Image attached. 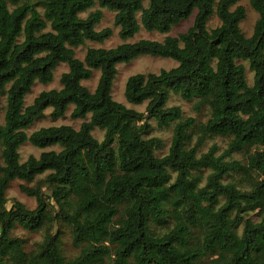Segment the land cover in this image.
Here are the masks:
<instances>
[{"label":"trees","instance_id":"obj_1","mask_svg":"<svg viewBox=\"0 0 264 264\" xmlns=\"http://www.w3.org/2000/svg\"><path fill=\"white\" fill-rule=\"evenodd\" d=\"M145 1L0 0V98L6 95L0 264H264V0H250L259 17L249 37L240 27L246 17L240 0ZM103 8L115 12L123 42L90 47L80 59L77 47L114 33L111 27L96 29ZM195 11L193 25L177 36L127 41L141 28L167 34ZM214 14L220 24L209 28ZM140 55L178 61L171 69L127 79V101H148L145 113L112 95L117 65ZM239 60L249 61L252 85ZM61 63L69 66L62 87L42 91L26 105L33 85L50 83ZM95 69L101 74L91 91L82 81ZM171 92L196 100L197 111L208 106L209 119L197 125L184 118L179 106H168ZM71 104L73 119L89 117L79 129L51 125L27 133L46 109L56 120ZM149 119L160 127L175 123L163 156L156 154L163 141L146 137ZM95 128L104 131L103 140L93 135ZM192 130L198 138L191 147ZM214 136L229 139L226 149L218 154L214 145L199 154ZM26 142L61 149L21 162ZM237 173L241 180H225ZM16 179L25 182L23 193L36 198L34 209L21 201L7 207L6 190ZM62 224L80 248L72 258L63 252ZM18 225L44 232L36 249L26 250L25 239L13 234Z\"/></svg>","mask_w":264,"mask_h":264},{"label":"rangeland","instance_id":"obj_2","mask_svg":"<svg viewBox=\"0 0 264 264\" xmlns=\"http://www.w3.org/2000/svg\"><path fill=\"white\" fill-rule=\"evenodd\" d=\"M32 2H37L39 0H30ZM145 6H148V0L144 2ZM238 5H242L246 9V17L241 21L240 27L243 31V33L249 37L252 35L255 23L259 17L258 12L252 7L250 0H240ZM98 8V6L94 7V9ZM39 10L43 11L42 7H39ZM104 12V17L96 26V29L100 30L105 27H111L114 31L113 35L106 39L104 42H96V41H87L86 44L77 47L76 50V56L80 59H84L87 50L90 47H104V48H111L115 47L116 45L122 43V39L119 35V27H116L114 25V15L115 12L111 11L107 8L102 9ZM89 13V11L82 13V16H86ZM196 11L186 20L181 21L177 25H175L172 30L167 33H159L157 31H147L144 28H141V30L132 38H129L128 42H135L139 39L148 38V39H154L163 41L168 35L171 36H177L178 34L187 31L194 23ZM220 24V20L217 17V15H212L208 21V27L214 28L217 25ZM239 63H242L245 65L246 68V75L247 80L250 85L253 83L254 79V71L250 68L249 61L245 60H239ZM178 65V61L167 58V57H161V56H153V55H140L134 59H132L130 62H122L117 65L118 68V74L114 80V85L112 89V95L115 100L118 102L124 103L127 107L135 109L139 112H146L148 101H146L143 104H133L127 101L125 97V85L127 82V79L134 74L137 73H159L162 69H171L173 67H176ZM69 66L67 63H61L56 70L54 71V79L47 84H43L41 82H36L32 90L27 94L25 99V104H31L35 97L44 90H50V89H60L62 87L60 78L61 75L68 71ZM100 70L95 69L93 71V75L90 79L82 81V84L85 85L88 89L91 91H94L100 77ZM195 103L196 100L187 101L184 100L180 95L174 94L173 92L170 93V97L168 100V106H179L183 111L184 118L187 117H193L196 121V124H202L205 123L209 117H210V108L208 106H205L201 111H197L195 109ZM74 105L71 104L69 106V109L67 111V114L64 117H60L56 120H54L51 117V108H48L45 110V113L42 117L38 118L34 124L27 129V133L31 134L33 131L44 127V126H51V125H71L76 129H79L83 121L88 120L86 118L83 119H73L71 117V111L73 109ZM5 109H6V95H2L0 98V124L4 123V115H5ZM147 116V114H146ZM149 123L151 124V129L148 133H146V137H158L163 141V146L156 150V154L158 156H163L168 153L169 148L171 146V141L173 138V130H174V124H171L168 127H160L158 126L157 122L154 119H149ZM192 137L189 141V146H194L197 142L198 133L196 130H192ZM93 135L98 140H103L104 138V131L100 128H95L93 130ZM229 139L227 137L222 136H214L211 138H207L206 141L200 146L199 148V154L207 152L209 148L216 145L218 148V154L222 153L228 143ZM57 150L59 151L61 148L60 146H52L45 149L38 148L34 145H32L30 142H26L20 147V155H21V162H25L29 156L34 155L36 157H39L40 154L43 151L46 150ZM235 159L242 160L245 162V159L242 157L241 154H234L233 156ZM2 148L0 146V162L2 163ZM209 172V169H205L202 174L203 180H205V177L207 176ZM46 174L40 175L37 177L38 179L45 178ZM241 180V174H231L225 177V180ZM205 182V181H204ZM25 182L19 179L11 181L9 184L7 190H6V196L8 198L7 207L10 208L14 201H21L24 203L28 208L34 209L37 206V200L35 197H31L23 193L20 189L21 184H24ZM35 182L27 184L30 186H33ZM44 192H47V189L43 188ZM57 227H60L65 231V234L63 236V252L68 258H72L79 254L80 248H77L73 245L72 239H71V232L70 229L65 225H59ZM13 234L19 237H22L25 239V248L28 251H31L33 249H36L37 243L42 241L44 232H29L25 229H23L21 226H17ZM110 261H107L106 264H109Z\"/></svg>","mask_w":264,"mask_h":264}]
</instances>
